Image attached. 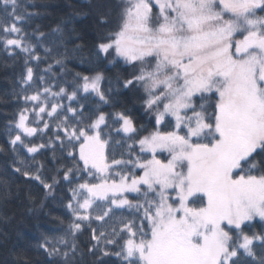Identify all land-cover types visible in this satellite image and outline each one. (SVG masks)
I'll return each instance as SVG.
<instances>
[{"label":"snow or ice","instance_id":"obj_1","mask_svg":"<svg viewBox=\"0 0 264 264\" xmlns=\"http://www.w3.org/2000/svg\"><path fill=\"white\" fill-rule=\"evenodd\" d=\"M96 7L102 10L107 5ZM116 7L115 27L99 38L95 56H112L110 63L120 60L132 68L120 86L142 92L144 114L154 119L153 130L140 136L146 127L137 125L128 108L114 113H105L99 106L87 114L83 106L59 111L63 105L57 97L76 100L80 92L94 94L100 105L111 103L101 87L103 73L77 72L70 93L63 87L58 92L45 87L43 92L24 96L26 103H33L36 126L27 123L29 109H22L15 123L19 131L9 141L13 151L19 144L35 161V154L48 148L54 165H59L57 175L62 173L69 185L83 179L79 173L99 181L85 180L70 188L67 207L74 220L69 234L80 232L81 222L92 219L90 209L97 212V221L114 217V209L132 212L133 218L120 220L119 229L92 230L97 243L89 252L96 256V264H104L103 257L109 255L121 264H264V232L245 230L256 218L264 222V0H118ZM33 15L20 0H0L5 49L34 51L23 36L7 38L20 34L17 22ZM98 19L102 24L110 22L103 11ZM54 31L62 29L58 26ZM33 80V68L27 67L21 82ZM64 112L72 113L71 123ZM44 115L56 121V131L47 143H26V138L51 130ZM110 119L120 124L117 132L132 141L127 145L128 159L109 162V141L102 134ZM161 125H172L173 130L162 131ZM136 144L151 158L137 154L133 159ZM162 153L168 154L165 160L158 158ZM66 158H71V166L64 163ZM19 164L22 167L15 171L39 181L49 194L60 183L56 176L51 183L42 178L43 164L36 165L35 174L27 170L25 160ZM114 165L122 170L114 171ZM132 193L135 196L129 199ZM194 196L206 198L203 206L189 205ZM101 241L119 250L110 252L100 246ZM256 241L259 252L254 250ZM47 243L39 247L71 264L75 244L70 256L69 251L55 245L49 248ZM59 243L67 245L64 238Z\"/></svg>","mask_w":264,"mask_h":264},{"label":"trees","instance_id":"obj_2","mask_svg":"<svg viewBox=\"0 0 264 264\" xmlns=\"http://www.w3.org/2000/svg\"><path fill=\"white\" fill-rule=\"evenodd\" d=\"M20 2L28 13L36 15L24 22H17L22 32L12 33L7 38L23 36L34 51L25 53L14 46L5 49L2 38L5 34L0 32V264H64L62 257H50L44 248L39 247L46 242L49 248L55 245L62 252H70L71 246L75 244L77 251L71 264H96V256L89 252V248L97 243L92 239V230L110 233L112 226L119 229L123 227L120 220L133 218L132 212L127 208L114 209L115 216L106 217L105 221H97L95 219L97 212H93L90 221L81 222L80 232L75 235L69 234V225L74 220L72 211L67 207L72 196L70 188L85 180L91 183L99 181L88 177L86 173H79L77 176H83V179H74L69 185L67 181H63L62 173L57 175L56 168L59 165H54L52 151L48 148L41 149L35 154V161L32 154L19 144L16 146L17 151H13L9 141L19 131L15 123L22 109L25 107L29 109L27 123L36 126L31 111L33 103H26L24 96H30L37 90L43 92L45 87L50 88L52 92H58L59 88L63 87L70 93L76 84L75 73L81 72L92 76L96 72H101L105 77L101 81V87L111 97L110 104L100 105L94 94L80 92L76 100L57 97L56 100L63 105V109L59 111L63 112L68 107L79 110L83 106L87 114L99 106L105 113H114L128 108L136 117L137 125L143 124L146 127V131H142L140 136L147 135L153 130L154 119L150 121L144 114L140 99L142 92L134 93L120 86L124 78H129L132 68L120 60L114 64L110 63L112 56L107 59L102 57L97 59L95 56V45L99 38L115 27L119 11L116 7L118 0H20ZM98 4H106L107 7L101 10L96 7ZM101 11L108 13L110 17L108 24L100 23L98 16ZM58 26L62 32L54 31ZM40 33H44V36H40ZM77 45L80 46L79 49ZM46 49H51V52H46ZM32 56H39L40 60L32 59ZM56 60H61L62 63L57 64ZM49 65L52 66L51 71H45ZM27 67L33 68L34 80L29 84H23L21 81ZM41 76L43 80L40 79ZM49 100H52L51 96ZM64 114L69 117L71 123L72 113ZM44 121L51 125V130L26 138V143L29 141L36 145L47 143L49 137L56 131V121L46 115ZM39 126L43 128V121ZM118 128L120 124H113L110 119L109 127L104 128L102 134L103 138L109 141L106 148L109 162L112 159L129 158L127 145L132 141L127 140L126 134L122 131L118 133ZM161 130L171 131L172 125L167 127L162 125ZM76 151L78 155V148ZM137 154L151 158L150 154L140 152L138 144L135 145L132 158L135 159ZM56 155L60 156L61 153L57 151ZM63 155L66 157L67 153L64 152ZM158 157L165 160L168 155L158 154ZM20 160H25L27 170L34 174L36 165L43 164L44 167L40 171L42 178L51 183V178L56 176L60 183L55 185L49 194L39 181L26 178L15 171L16 167H22L19 164ZM64 163L71 166V158H66ZM113 169L122 170V166L114 165ZM135 171L142 174L140 169ZM134 196L135 194L128 195L129 199ZM198 202L203 204L200 198L194 199L191 203L199 206L201 203ZM73 206L75 207L74 201ZM245 230L249 233L264 232V222L255 221ZM61 238L67 241V245L59 243ZM254 243V250L259 252V242ZM100 246L113 253L119 250L116 245H104L103 241ZM103 260L104 264H121V260L115 255L103 257Z\"/></svg>","mask_w":264,"mask_h":264},{"label":"rangeland","instance_id":"obj_3","mask_svg":"<svg viewBox=\"0 0 264 264\" xmlns=\"http://www.w3.org/2000/svg\"><path fill=\"white\" fill-rule=\"evenodd\" d=\"M27 115H28V113H27ZM162 126V125H161ZM160 126V127H161ZM162 154H166V155H168L167 153H162ZM159 158V157H158ZM162 160V159H161ZM132 194H134V193H132ZM129 195V194H128ZM172 195L173 196H175V193H172ZM198 199L199 197L198 196H194V197H190L189 198V205L190 206H192V207H200V206H203V204L201 203V202H198V203H201L199 206L198 205H196V204H192L191 202L194 200V199ZM202 201V200H201ZM204 201H206V198H204ZM203 201V202H204ZM97 203H99V204H101V205H103V204H105V202L104 201H97ZM197 203V202H196ZM81 211H83V210H81ZM89 212L92 214L93 212H96V211H94V210H89ZM255 221H260L259 220V218H256L252 223H254ZM242 251V250H241Z\"/></svg>","mask_w":264,"mask_h":264}]
</instances>
